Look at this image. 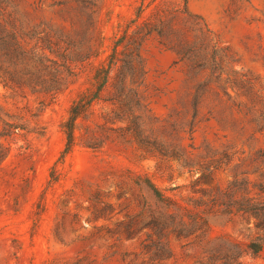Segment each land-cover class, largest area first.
Segmentation results:
<instances>
[{
	"label": "rangeland",
	"instance_id": "rangeland-1",
	"mask_svg": "<svg viewBox=\"0 0 264 264\" xmlns=\"http://www.w3.org/2000/svg\"><path fill=\"white\" fill-rule=\"evenodd\" d=\"M9 1L22 3L28 39H40L74 76L54 98L0 83L4 118L21 127L0 166V264H143L145 236L129 240L126 227L150 222L149 212L140 214L145 199L153 205V188L192 210L197 191L226 187L241 159L264 150V0ZM206 25L212 44L229 49L233 69L254 77L262 104L252 111L246 96L236 103L248 108L208 91L198 56L186 61L190 46L204 44ZM113 58V78L125 76L136 94L105 91L65 154L69 111L83 94L93 96V78ZM180 147L192 161L174 158ZM209 153L230 168L197 184ZM246 234L237 219H215L203 245L172 236L169 264H197L204 248L222 246L220 237L245 247ZM243 264H264V251Z\"/></svg>",
	"mask_w": 264,
	"mask_h": 264
},
{
	"label": "trees",
	"instance_id": "trees-1",
	"mask_svg": "<svg viewBox=\"0 0 264 264\" xmlns=\"http://www.w3.org/2000/svg\"><path fill=\"white\" fill-rule=\"evenodd\" d=\"M20 9H22L21 2L15 4L9 0H0V83L15 92L25 93L31 90L40 93L44 90L45 94L49 93L54 98L68 87L69 79L74 76L71 65L67 61L60 64L57 60L51 59L40 39L36 41L28 39L26 26L18 16ZM200 29L204 44L198 48L197 45L190 46L186 61L195 56L202 60L199 72L207 76L208 91H214L220 96L216 90L220 89L227 97V101L233 100L235 103L246 96L252 107L248 108L243 103L236 104L238 107L244 105L249 111H252L256 104H262V96L257 91L254 77L234 70L229 49L221 47L219 42L212 44L210 34L213 32L207 25L206 30ZM212 47L215 49V54L210 57ZM113 59L107 65L102 64L98 74L93 78L94 84L97 85V91L93 96L83 94L82 98L73 103L69 117L64 123L67 138L65 154L70 153L74 148L79 119L89 115L93 105L102 100L105 91L112 88L116 91L136 94V90L130 87L125 76L117 74L113 78V71L118 65V61ZM45 74L51 77H46ZM130 114L133 117L130 126L138 128L140 117L132 109ZM18 130H21V127L7 121L0 108V166L11 151L8 139ZM259 131H264V123ZM160 152L165 154L163 151ZM187 154V150L182 147L173 151L174 158L184 159L185 162L192 161ZM209 154V160L207 159L200 167L201 176L197 178L195 182L197 184L204 180L214 181L222 167L225 168L224 171L230 168L229 161L224 164L214 159L216 153ZM229 178L224 188L217 185L197 191L201 193V198L190 204L192 210L182 206L172 197L166 196L157 188H153L154 203L152 205L145 199L140 214L144 218L149 212L150 222L134 231L129 225L126 227L129 240L141 234L145 236L140 243L147 257L143 264H169L174 257L169 245L172 236L185 239V247L203 245L215 219L227 223L235 219L240 221L247 232L249 243L243 247L240 243L220 237L217 240L222 242V246L204 248L197 264H243L246 256H259L264 251V150L241 159L233 168V175ZM127 258L129 256L125 260ZM128 264H132V260Z\"/></svg>",
	"mask_w": 264,
	"mask_h": 264
}]
</instances>
